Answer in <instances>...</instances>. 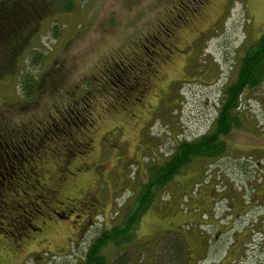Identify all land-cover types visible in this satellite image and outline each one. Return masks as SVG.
Listing matches in <instances>:
<instances>
[{"label":"rangeland","instance_id":"rangeland-1","mask_svg":"<svg viewBox=\"0 0 264 264\" xmlns=\"http://www.w3.org/2000/svg\"><path fill=\"white\" fill-rule=\"evenodd\" d=\"M48 1L19 72L0 79V264L84 262L154 169L213 131L264 36V0ZM236 113L224 152L157 192L108 264H264V81Z\"/></svg>","mask_w":264,"mask_h":264},{"label":"trees","instance_id":"trees-1","mask_svg":"<svg viewBox=\"0 0 264 264\" xmlns=\"http://www.w3.org/2000/svg\"><path fill=\"white\" fill-rule=\"evenodd\" d=\"M64 1L68 3L66 10L72 11L73 0ZM203 3L204 0H191L187 6H191V11ZM50 11L48 0H0V79L19 72L22 59L32 48L41 23ZM22 79V90L25 94L23 103H34L40 93L38 82L30 74L24 75ZM263 81L264 36L256 47L246 52L236 81L225 89L213 131L193 144L183 142L178 145L174 156L159 170L154 169L155 176L136 197L134 209L127 210L125 221L120 226L100 234L91 244L84 262L80 264H108L105 250L111 246L120 249L130 240V236L136 233L141 218L153 205L157 192L172 182L193 159L223 153L225 146L222 138L230 134L233 126H240L236 111L241 96L247 89L257 87ZM178 243L175 248L173 244L170 246L172 252L185 253L183 244ZM183 255L186 257V254Z\"/></svg>","mask_w":264,"mask_h":264},{"label":"flooded vegetation","instance_id":"flooded-vegetation-1","mask_svg":"<svg viewBox=\"0 0 264 264\" xmlns=\"http://www.w3.org/2000/svg\"><path fill=\"white\" fill-rule=\"evenodd\" d=\"M48 191H51V193L52 194H55V195H58V191L57 190H50V188H48ZM92 200V199H91ZM90 200V201H91ZM31 206H32V204H30ZM55 214H57V213H55ZM54 215V214H53ZM58 215V214H57ZM59 216V215H58ZM56 217V216H55ZM20 218V220H21V222L22 223H26L25 222V217L24 216H22V217H19ZM54 218V217H53Z\"/></svg>","mask_w":264,"mask_h":264}]
</instances>
